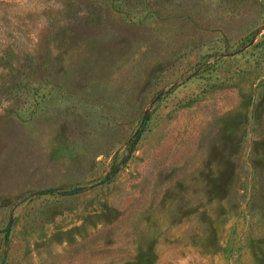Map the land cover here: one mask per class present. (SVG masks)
<instances>
[{"label": "rangeland", "instance_id": "1", "mask_svg": "<svg viewBox=\"0 0 264 264\" xmlns=\"http://www.w3.org/2000/svg\"><path fill=\"white\" fill-rule=\"evenodd\" d=\"M0 264H264V0H0Z\"/></svg>", "mask_w": 264, "mask_h": 264}]
</instances>
